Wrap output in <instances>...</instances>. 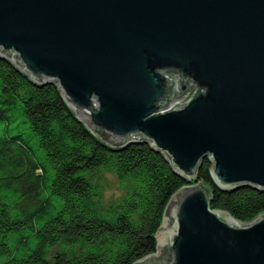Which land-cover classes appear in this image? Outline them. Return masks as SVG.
<instances>
[{"label":"water","instance_id":"1","mask_svg":"<svg viewBox=\"0 0 264 264\" xmlns=\"http://www.w3.org/2000/svg\"><path fill=\"white\" fill-rule=\"evenodd\" d=\"M4 59L108 146L149 144L192 181L164 253L133 264H264V213L211 209L196 178L208 158L218 187L264 194V0H0Z\"/></svg>","mask_w":264,"mask_h":264},{"label":"trees","instance_id":"2","mask_svg":"<svg viewBox=\"0 0 264 264\" xmlns=\"http://www.w3.org/2000/svg\"><path fill=\"white\" fill-rule=\"evenodd\" d=\"M40 86L0 61V264H133L154 253L170 197L192 181L149 144L116 151L55 84ZM211 165L204 158L196 175L211 209L242 222L264 213L262 190L222 189ZM112 184L118 195L104 205Z\"/></svg>","mask_w":264,"mask_h":264},{"label":"rangeland","instance_id":"3","mask_svg":"<svg viewBox=\"0 0 264 264\" xmlns=\"http://www.w3.org/2000/svg\"><path fill=\"white\" fill-rule=\"evenodd\" d=\"M112 185H113L112 187L107 188L104 191V198H105L104 205L107 204V202L109 201L110 198H113L114 196H117L118 195L117 188L115 187L114 184H112ZM164 221H165L164 228L163 229L161 228L159 230V232L161 233L160 236L163 237V243L160 246L157 245L158 247L156 246V251L154 252L155 253L154 256L162 255L164 253L165 241H166V234H167V227H168V218H167V216L165 217V220ZM159 232L156 235L157 243H158V235H159Z\"/></svg>","mask_w":264,"mask_h":264},{"label":"bare ground","instance_id":"4","mask_svg":"<svg viewBox=\"0 0 264 264\" xmlns=\"http://www.w3.org/2000/svg\"><path fill=\"white\" fill-rule=\"evenodd\" d=\"M164 226H165V222H164V224L162 226V229L164 228ZM160 235H161V233L159 232V235H158V245L159 246L163 243V237H161Z\"/></svg>","mask_w":264,"mask_h":264}]
</instances>
